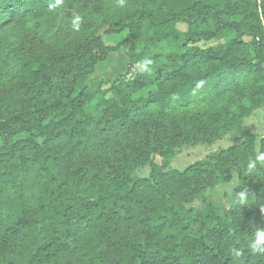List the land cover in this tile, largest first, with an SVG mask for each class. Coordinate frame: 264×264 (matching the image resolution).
<instances>
[{
  "label": "trees",
  "instance_id": "16d2710c",
  "mask_svg": "<svg viewBox=\"0 0 264 264\" xmlns=\"http://www.w3.org/2000/svg\"><path fill=\"white\" fill-rule=\"evenodd\" d=\"M78 7L85 31L48 43ZM103 30L127 37L107 46ZM125 45L128 73L91 93L97 66ZM263 104L264 0H138L119 15L106 0H0V264H264L249 250L264 166L247 171L264 137L244 126ZM230 133L235 144L184 171L158 166ZM147 164L151 176L131 183ZM232 173L239 185L219 208L205 195Z\"/></svg>",
  "mask_w": 264,
  "mask_h": 264
},
{
  "label": "rangeland",
  "instance_id": "374dc122",
  "mask_svg": "<svg viewBox=\"0 0 264 264\" xmlns=\"http://www.w3.org/2000/svg\"><path fill=\"white\" fill-rule=\"evenodd\" d=\"M137 1L138 0H126V7L119 8L117 7V0H106V6L111 15H119L125 13L127 10L132 8L137 3ZM79 10L80 9L78 7L73 8L65 13L62 12L61 18L59 17V19L56 20V25L51 29V32L49 34H44L46 41L48 43L54 44L55 42H64L69 37H77L82 34L85 31L84 25H82V28L79 32H73L70 24V17L72 12H78ZM182 28H184V26H182ZM105 32L106 31L103 30L100 32L99 35L107 46L117 45L120 42H123L127 37L125 34L119 36H108L105 34ZM211 44L214 45L215 43ZM128 49V45L123 46L118 53L110 54L106 62L97 66L94 76L91 77L88 81V87L91 93L96 91L99 86L102 85L103 82L107 80H117L121 76L126 75L128 73ZM135 72L136 67L132 70L131 74H129L128 78H131ZM195 101L191 104V107L194 109L198 107V102ZM250 121L251 120L245 122V126L249 131H251L249 129ZM255 133L261 134V129H257ZM238 137L239 136L237 133H230L221 138H215L207 142L187 143L178 150H176L174 156L169 159L167 163L162 164L160 158H157L156 161L158 163L159 168L163 170L184 171L193 164L200 161H205L217 152L229 148L238 141ZM257 142V147L259 149L261 145L260 139ZM151 174L152 168L149 164H147L144 167L138 169L129 180L132 183L138 179L148 178L151 176ZM232 175L233 181L228 184L218 186L215 189L209 190L205 195L212 201L215 206L219 208L229 206V204L233 200L234 191L239 185L237 174L232 173ZM193 206L199 210L203 208L202 202L200 201H196Z\"/></svg>",
  "mask_w": 264,
  "mask_h": 264
},
{
  "label": "clouds",
  "instance_id": "9594fccd",
  "mask_svg": "<svg viewBox=\"0 0 264 264\" xmlns=\"http://www.w3.org/2000/svg\"><path fill=\"white\" fill-rule=\"evenodd\" d=\"M56 5L63 6V0H55ZM117 7L125 8L126 0H117ZM71 29L73 32H79L84 24V17L73 11L70 17ZM153 61L149 58H145L138 62V69L141 73H150L152 71ZM206 82L201 80L198 82L197 87L201 88ZM258 165L264 166V153L258 154L254 159H249L247 164V171L249 173L254 172ZM236 202L242 206H246L249 201V193L247 190L236 193ZM261 213L264 214V208L261 209ZM249 250L254 255H264V225H257L254 229L252 236L249 239ZM229 254L233 258H240L243 255L242 250L239 247L232 246L228 249Z\"/></svg>",
  "mask_w": 264,
  "mask_h": 264
},
{
  "label": "crops",
  "instance_id": "0c3cea01",
  "mask_svg": "<svg viewBox=\"0 0 264 264\" xmlns=\"http://www.w3.org/2000/svg\"><path fill=\"white\" fill-rule=\"evenodd\" d=\"M95 72H96V71H95ZM94 74H95V73H94ZM94 74H93L91 77H93ZM248 120H251L250 123H249V129H250L252 132L249 131V130L246 128L245 124H244L245 128H246L249 132L258 135L260 138L264 137V104L262 105V107H261L258 111L255 112V114H254L251 118L247 119L246 121L248 122ZM246 121H245V122H246ZM260 127H261V128H260ZM257 129H261V134H257V133H255V131H256Z\"/></svg>",
  "mask_w": 264,
  "mask_h": 264
}]
</instances>
